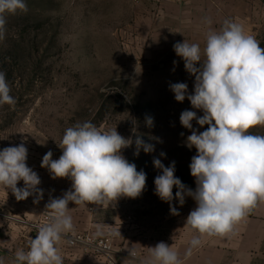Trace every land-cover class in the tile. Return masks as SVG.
Wrapping results in <instances>:
<instances>
[{"label": "rangeland", "instance_id": "obj_1", "mask_svg": "<svg viewBox=\"0 0 264 264\" xmlns=\"http://www.w3.org/2000/svg\"><path fill=\"white\" fill-rule=\"evenodd\" d=\"M160 1L25 0L28 11L7 16L5 39L0 41V71L5 72L16 100L14 106L0 105V150L25 143L26 163L39 175L43 196L50 189V200L60 198L71 189L69 178L53 179L41 167L49 150L53 159L62 154L58 144L68 127L91 121L104 130L116 127L122 136L131 138L132 145L122 154L137 171L146 173L142 194L121 196L109 206L69 204L81 213L104 208L102 216L119 240L168 237L175 223L186 221L196 207L192 196L185 195L180 205L175 198L165 202L155 194L154 180L162 170L155 167L154 159L165 167L175 162V176L186 189L195 191L190 163L196 149L186 146L191 130L181 125L180 114L192 110L203 115L187 97L177 102L170 90L171 84L182 82L192 94L195 77L174 51L171 39L176 36L160 33L167 24H175L174 18L165 16H174L173 1L159 10ZM250 1L245 10L237 11V5L231 18L264 48V0ZM192 123L198 131L208 127ZM248 132L264 135V126ZM137 138L154 150L146 153L141 146L135 155ZM17 186L23 187V181ZM176 191L174 187V197ZM32 197L39 196L34 193ZM16 202L11 191L0 186V213L14 214L5 204L15 207Z\"/></svg>", "mask_w": 264, "mask_h": 264}, {"label": "clouds", "instance_id": "obj_2", "mask_svg": "<svg viewBox=\"0 0 264 264\" xmlns=\"http://www.w3.org/2000/svg\"><path fill=\"white\" fill-rule=\"evenodd\" d=\"M25 0H0V41L5 39L7 16L27 12ZM211 24V21H208ZM177 56L184 61L186 71L195 77L194 92L188 94L186 83H173L170 90L177 102L185 98L193 109L180 114L181 125L191 130L186 146L196 149L191 158L190 171L196 189H186L175 176V162L165 167L154 159L162 174L155 177V194L165 202L177 199L185 203V195L192 196L196 207L190 211L185 224L198 235L190 241L185 257L192 255L201 244V236H227L259 202H264V135L248 132L264 126V48L254 35L246 33L242 24L228 18L220 30H210L201 50L197 43L186 39L173 45ZM175 63V61H174ZM199 64V67L197 66ZM12 87L6 74L0 71V105L14 106ZM208 127L204 131L193 128ZM148 124H152L151 118ZM183 135V133H181ZM137 151L143 146L151 152L154 146L137 138ZM132 145L117 128L104 130L91 121L77 123L65 129L58 147L62 154L53 159L49 150L42 158L41 167L48 169L53 179L69 178L71 189L46 205L49 222L37 226L28 250L18 249L14 264H63L57 247L62 234L74 231L70 202L74 205H111L121 196L139 197L146 186V173L137 171L122 150ZM163 156L164 153H161ZM28 149L24 142L0 150V186H4L17 201L36 193L40 177L26 163ZM23 181L24 186L18 187ZM178 191L173 196V188ZM173 214L177 209L170 205ZM120 234V231H119ZM0 264H5L0 258ZM142 264H182L176 251L161 241L150 247L149 256Z\"/></svg>", "mask_w": 264, "mask_h": 264}, {"label": "crops", "instance_id": "obj_3", "mask_svg": "<svg viewBox=\"0 0 264 264\" xmlns=\"http://www.w3.org/2000/svg\"><path fill=\"white\" fill-rule=\"evenodd\" d=\"M160 1V0H158ZM173 1L174 16L165 14L167 19H173L175 24L166 23L167 28L161 35L176 36L174 43H197L201 50L206 44V36L210 30L219 31L225 19H232L231 12L239 8L246 9L250 0H162L159 10L168 8V2ZM151 5V1L148 2ZM211 21V24L208 21ZM175 29L172 31V28ZM174 37V36H173ZM167 43H171L170 40ZM42 198L29 196L26 200L17 201L15 207L5 206L12 210V217L35 223L42 219L46 205L50 201V189ZM70 209L74 231L62 234L57 247L64 258L63 264H108L106 259L93 254L84 246L70 247L69 240L76 234H93L96 236L109 235L112 239L116 258L119 264H142L149 256L150 247L158 242H165L176 251L182 264H264V202H259L248 215L236 226L234 233L227 236H201V244L194 248L192 255L185 257L193 236L198 233L179 220L168 237L160 240L144 238L138 240H119L116 232H112L109 221H105L104 208L99 212L81 213ZM97 215V216H96ZM102 216V217H101ZM37 231L32 232L27 226L8 219L0 218V258L5 264H14L15 253L18 249L28 250L29 240L35 238Z\"/></svg>", "mask_w": 264, "mask_h": 264}, {"label": "built area", "instance_id": "obj_4", "mask_svg": "<svg viewBox=\"0 0 264 264\" xmlns=\"http://www.w3.org/2000/svg\"><path fill=\"white\" fill-rule=\"evenodd\" d=\"M49 210H45L42 214V219L35 223H29L22 219L9 216L7 214L0 213V218L8 219L18 224L27 226L32 232L37 231V226L43 225L49 222ZM70 247L84 246L91 250L93 254L101 256L106 259L108 264H119L116 258L117 252L114 250L112 239L109 235L96 236L90 233L87 234H76L71 237L68 242Z\"/></svg>", "mask_w": 264, "mask_h": 264}]
</instances>
